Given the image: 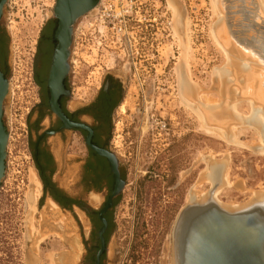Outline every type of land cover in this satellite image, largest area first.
Masks as SVG:
<instances>
[{"label": "rangeland", "instance_id": "374dc122", "mask_svg": "<svg viewBox=\"0 0 264 264\" xmlns=\"http://www.w3.org/2000/svg\"><path fill=\"white\" fill-rule=\"evenodd\" d=\"M172 3L183 12L181 35L176 33L179 21L175 20ZM217 3L100 0L94 10L77 21L84 26L85 39L68 59L66 77L72 102L83 103L92 97L107 73L119 77L123 86L113 116L112 149L124 168L127 186L116 208L107 264H172L175 219L192 194L200 198L211 187L207 175L212 161L227 162L226 184L216 195L221 203L239 206L256 192H264L262 136L246 130L236 144V138L204 132L179 92L183 73L191 84L206 91L203 94L216 98V71H231L227 57L224 61L212 39V35L216 39ZM54 4L55 0H7L0 20L7 33L10 64L3 103L9 137L0 183V264H77L79 246L74 223L50 200H42L26 129L27 113L38 101L33 69L36 49ZM110 9L128 11L126 15L141 23L129 29V35L121 41L113 29L105 42L97 27L89 23L99 28V17L108 21ZM224 75L227 81L232 79L230 73ZM31 171L38 187L30 183ZM56 172L57 184L66 186L60 170ZM204 176L206 183L198 187V195L195 185ZM29 193L37 199L32 233L27 231ZM58 217L64 220L63 228L57 224Z\"/></svg>", "mask_w": 264, "mask_h": 264}, {"label": "flooded vegetation", "instance_id": "af4514ba", "mask_svg": "<svg viewBox=\"0 0 264 264\" xmlns=\"http://www.w3.org/2000/svg\"><path fill=\"white\" fill-rule=\"evenodd\" d=\"M57 26L53 16L46 20L36 49L33 69L38 101L27 113L28 146L41 183L42 200H50L61 215L72 218L79 246L77 264H107L116 208L127 186L124 168L112 149L113 116L123 86L119 77L107 73L92 97L73 103L66 77L62 82L64 91L53 105L48 76L58 44L54 36ZM83 28L82 22L72 27L69 56L82 46L79 41L85 39ZM9 67L7 33L0 23V74L4 78ZM2 116L7 130L3 105ZM57 169L64 187L55 179ZM117 184L122 185L121 190L112 197ZM58 220L63 228L64 220Z\"/></svg>", "mask_w": 264, "mask_h": 264}, {"label": "water", "instance_id": "95a60500", "mask_svg": "<svg viewBox=\"0 0 264 264\" xmlns=\"http://www.w3.org/2000/svg\"><path fill=\"white\" fill-rule=\"evenodd\" d=\"M98 1L55 0L52 16L58 20L54 34L58 44L48 76L53 105L64 91L62 82L69 71L72 27ZM6 2L0 0V20ZM7 91L8 80L0 74V183L5 173L8 141L2 116ZM226 167L225 160L212 161L207 175L211 187L180 209L171 232L172 264H264V192H256L239 206L221 203L213 193L225 186ZM121 184H117L112 197L120 192Z\"/></svg>", "mask_w": 264, "mask_h": 264}, {"label": "bare ground", "instance_id": "6f19581e", "mask_svg": "<svg viewBox=\"0 0 264 264\" xmlns=\"http://www.w3.org/2000/svg\"><path fill=\"white\" fill-rule=\"evenodd\" d=\"M173 5L171 8L175 20L179 21L176 24V33L179 34L182 30L183 12L179 5L175 3ZM217 5L219 10L215 13V19L218 17V23L214 27L216 39L213 35L212 39L217 49L224 55V61L227 57L231 71L221 70V68L216 71L214 83V90L217 93L215 94L218 96L216 98L203 94L206 91L202 87L194 85L193 82L191 84V81H188V76L179 73V92L182 102L198 118L200 128L204 132L219 138L223 136L236 138L235 143L239 135L246 130H251L258 138L262 136L264 143V0H218ZM180 66L182 67V65ZM224 73L228 75L230 73L232 79L227 81ZM212 92L214 93V91ZM244 105L247 106V111H243ZM120 107L121 111H124V107ZM238 143L240 144V142ZM238 143L236 142V144ZM260 152L262 151L259 150ZM32 171L29 175L30 183L33 187L35 185L38 187L36 175ZM205 180L204 176L195 185L198 195L201 193L198 187L205 184ZM219 190L214 191V197ZM35 192L38 194L39 188ZM194 197L198 199L194 194L190 199ZM36 200L34 194H27L26 202L29 213L27 231L29 233H32L34 229L33 209Z\"/></svg>", "mask_w": 264, "mask_h": 264}, {"label": "built area", "instance_id": "2783aa9c", "mask_svg": "<svg viewBox=\"0 0 264 264\" xmlns=\"http://www.w3.org/2000/svg\"><path fill=\"white\" fill-rule=\"evenodd\" d=\"M102 12H106L105 8ZM110 12L112 14L107 15L108 17H110L108 21L103 20L101 16L99 17L101 20V25L99 26V28L97 24L89 23L90 27H92L93 25L97 27V32H99L101 36L104 37L105 42L107 41L108 37L111 38V35L113 34V29H116V39L121 41L123 39H126V37L129 35V29H134L138 22L141 23L140 20L133 19L132 17H130V15H126V13L128 14V11L122 12L120 10L110 9ZM116 19H118V21L114 23V20ZM116 24L119 28L115 27Z\"/></svg>", "mask_w": 264, "mask_h": 264}]
</instances>
